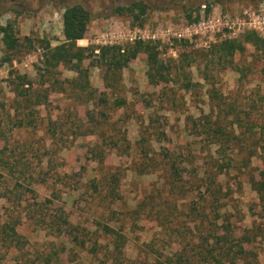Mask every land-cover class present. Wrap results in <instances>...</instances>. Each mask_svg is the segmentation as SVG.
Masks as SVG:
<instances>
[{"label": "rangeland", "instance_id": "1", "mask_svg": "<svg viewBox=\"0 0 264 264\" xmlns=\"http://www.w3.org/2000/svg\"><path fill=\"white\" fill-rule=\"evenodd\" d=\"M202 2L264 20V0H0V264H264V48L177 37ZM74 4L81 69L47 65ZM128 28L142 38L97 41ZM140 42L165 80L143 50L98 57Z\"/></svg>", "mask_w": 264, "mask_h": 264}, {"label": "trees", "instance_id": "2", "mask_svg": "<svg viewBox=\"0 0 264 264\" xmlns=\"http://www.w3.org/2000/svg\"><path fill=\"white\" fill-rule=\"evenodd\" d=\"M125 10L133 12L134 9H137L139 13H143L145 10L144 4L133 3L131 6L125 7ZM90 19V13L88 10L83 8L79 4H74L71 6L64 7L62 12V34L64 37V42L55 48H49L47 44L46 47L48 48V52H46V59L45 62L47 65H57L58 63H62L63 65H69L70 69L78 70L81 69L82 60L85 57V52L87 50L86 47H76L75 42L78 39L84 38V34L86 31L87 23ZM3 33V37L5 39L6 44L10 47L16 43V40L11 38L9 33L7 32L6 27L0 28V35ZM244 42H250L253 45L257 46L259 49L264 48V37H260L254 31H246L244 36L242 37ZM76 47V48H75ZM244 47L240 41L237 40H224L218 44L213 54H218L221 56H230L233 55L237 50H243ZM143 50L146 52L147 55V63H148V72L147 76L151 82H155L156 80H165L162 78V74H159L160 78H157V73H159V69H161V61L158 57V50L156 46L147 44V43H137L132 47L131 51H124L123 54L120 55V58L115 59L116 52H119V49L116 46H102L99 49V59L106 60V56L108 53L112 52V57L114 58L113 62H109L110 67H117L120 68L121 66L125 65L127 61L131 58H134L136 54ZM93 51H90V55H92ZM208 54H205L207 56ZM25 76H20L22 84H27L24 80ZM224 242H227V238L223 236H218ZM240 253H242V248H239ZM232 263V260L225 256L221 260V264L225 263ZM188 264H198L193 261H189Z\"/></svg>", "mask_w": 264, "mask_h": 264}, {"label": "built area", "instance_id": "3", "mask_svg": "<svg viewBox=\"0 0 264 264\" xmlns=\"http://www.w3.org/2000/svg\"><path fill=\"white\" fill-rule=\"evenodd\" d=\"M248 14V17L240 16L237 14L226 13H215L214 11L209 12V4L202 2L200 4V15L195 21L187 24L183 33H175L177 37H187L191 40L193 35H197L199 41H202L204 47L209 46L212 42L222 41L223 39H232L245 33L246 31H258L264 24V20L259 19V14L255 15V9L244 11ZM116 38L120 40L125 39L134 41L135 39H141L140 30H121L118 35L109 36L108 33H103L99 36L97 41L103 43H115ZM39 50V49H38ZM97 51V50H96Z\"/></svg>", "mask_w": 264, "mask_h": 264}, {"label": "flooded vegetation", "instance_id": "4", "mask_svg": "<svg viewBox=\"0 0 264 264\" xmlns=\"http://www.w3.org/2000/svg\"><path fill=\"white\" fill-rule=\"evenodd\" d=\"M259 4H261V3H259ZM259 4H257V5H259Z\"/></svg>", "mask_w": 264, "mask_h": 264}, {"label": "crops", "instance_id": "5", "mask_svg": "<svg viewBox=\"0 0 264 264\" xmlns=\"http://www.w3.org/2000/svg\"><path fill=\"white\" fill-rule=\"evenodd\" d=\"M78 40H80V39H78ZM78 40H77V41H78Z\"/></svg>", "mask_w": 264, "mask_h": 264}]
</instances>
